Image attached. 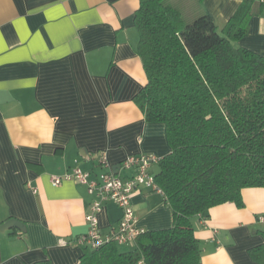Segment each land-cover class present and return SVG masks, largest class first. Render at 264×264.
I'll list each match as a JSON object with an SVG mask.
<instances>
[{"label": "crops", "instance_id": "0c3cea01", "mask_svg": "<svg viewBox=\"0 0 264 264\" xmlns=\"http://www.w3.org/2000/svg\"><path fill=\"white\" fill-rule=\"evenodd\" d=\"M244 1L252 13L247 35L233 46L264 56L260 0H165L186 24L205 14L219 32ZM138 8L139 0H0V225L15 219L25 227L0 232V264H78L84 248L74 241L88 231L93 197L73 181L53 186L51 176L76 164L95 178L127 157L170 152L165 126L147 123L133 102L147 83L137 54ZM101 153L108 168L98 163ZM241 198L242 208L225 203L191 219L202 264H257L248 251L264 242V188L242 189ZM131 205L137 229L172 226L161 195L142 188ZM120 218L106 203L99 231Z\"/></svg>", "mask_w": 264, "mask_h": 264}, {"label": "trees", "instance_id": "16d2710c", "mask_svg": "<svg viewBox=\"0 0 264 264\" xmlns=\"http://www.w3.org/2000/svg\"><path fill=\"white\" fill-rule=\"evenodd\" d=\"M251 14L244 1L219 32L208 15L186 24L165 0H139L137 54L147 83L133 102L147 123L165 126L170 152L154 176L173 222L143 232L132 251L84 248L78 264H202L191 219L225 203L242 208V189L264 188V56L233 46ZM248 253L264 264V242Z\"/></svg>", "mask_w": 264, "mask_h": 264}, {"label": "built area", "instance_id": "2783aa9c", "mask_svg": "<svg viewBox=\"0 0 264 264\" xmlns=\"http://www.w3.org/2000/svg\"><path fill=\"white\" fill-rule=\"evenodd\" d=\"M264 4V0H260ZM155 155L142 154L124 159L114 173L113 170L102 171L95 178L91 173L74 165L68 172L60 176H51L50 183L58 186L64 181H73L86 187L88 195L92 196L89 212L85 216L88 225L86 234L78 236L74 243L89 250H97L103 245L114 243L127 245L136 241L143 231L135 227L136 217L131 205V197L135 192L146 188L164 198L162 189L157 185L151 166L157 164ZM98 163L103 168H108L104 153L98 157ZM35 193V189H33ZM106 203H112L121 210V218L116 227L102 234L98 228L97 215ZM258 221L264 223V217Z\"/></svg>", "mask_w": 264, "mask_h": 264}, {"label": "water", "instance_id": "95a60500", "mask_svg": "<svg viewBox=\"0 0 264 264\" xmlns=\"http://www.w3.org/2000/svg\"><path fill=\"white\" fill-rule=\"evenodd\" d=\"M118 168H119V166L113 170L114 173H117ZM12 228H15L19 231L25 232L24 224L18 220H15V219H10V220L6 221L5 223H3L2 225H0V232H3V231L8 230V229H12Z\"/></svg>", "mask_w": 264, "mask_h": 264}, {"label": "rangeland", "instance_id": "374dc122", "mask_svg": "<svg viewBox=\"0 0 264 264\" xmlns=\"http://www.w3.org/2000/svg\"><path fill=\"white\" fill-rule=\"evenodd\" d=\"M155 169V168H154Z\"/></svg>", "mask_w": 264, "mask_h": 264}]
</instances>
